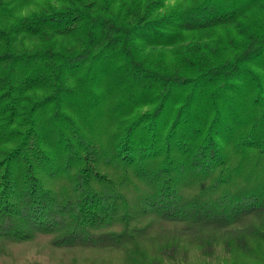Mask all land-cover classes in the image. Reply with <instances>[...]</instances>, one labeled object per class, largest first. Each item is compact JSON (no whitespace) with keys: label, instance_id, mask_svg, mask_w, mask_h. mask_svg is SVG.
I'll return each instance as SVG.
<instances>
[{"label":"trees","instance_id":"obj_1","mask_svg":"<svg viewBox=\"0 0 264 264\" xmlns=\"http://www.w3.org/2000/svg\"><path fill=\"white\" fill-rule=\"evenodd\" d=\"M38 239L264 264V0H0V251Z\"/></svg>","mask_w":264,"mask_h":264},{"label":"rangeland","instance_id":"obj_2","mask_svg":"<svg viewBox=\"0 0 264 264\" xmlns=\"http://www.w3.org/2000/svg\"><path fill=\"white\" fill-rule=\"evenodd\" d=\"M174 0H169V4H172ZM221 30H214L208 33L210 37L217 36ZM169 230L165 231L166 234ZM218 235H215L217 237ZM169 239V238H167ZM167 239H162L159 244ZM158 245V244H157ZM156 246V245H155ZM154 246V247H155ZM191 249H179L175 253V257L171 262H161L160 264H232L227 259H233L231 255V248L222 246L219 242L213 247V252L200 251L196 247ZM148 247V246H147ZM70 253H52L47 248V245L42 239H38L33 242L21 243V244H7L4 249L0 251V264H25L38 263V264H60L63 261L64 264H122V257L120 254L104 253L105 261L101 262V254L96 251H69ZM75 256V260L73 257ZM87 257V261H77L78 258Z\"/></svg>","mask_w":264,"mask_h":264}]
</instances>
